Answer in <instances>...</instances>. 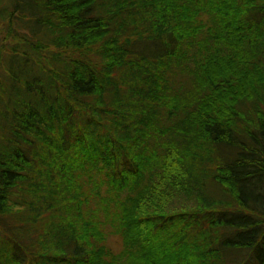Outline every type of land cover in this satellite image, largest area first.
I'll use <instances>...</instances> for the list:
<instances>
[{"label":"trees","instance_id":"16d2710c","mask_svg":"<svg viewBox=\"0 0 264 264\" xmlns=\"http://www.w3.org/2000/svg\"><path fill=\"white\" fill-rule=\"evenodd\" d=\"M0 264H264V0H0Z\"/></svg>","mask_w":264,"mask_h":264},{"label":"rangeland","instance_id":"374dc122","mask_svg":"<svg viewBox=\"0 0 264 264\" xmlns=\"http://www.w3.org/2000/svg\"><path fill=\"white\" fill-rule=\"evenodd\" d=\"M114 241L116 242V239Z\"/></svg>","mask_w":264,"mask_h":264}]
</instances>
